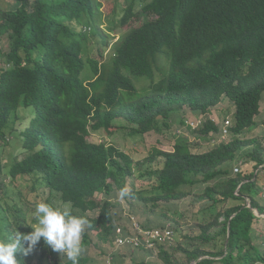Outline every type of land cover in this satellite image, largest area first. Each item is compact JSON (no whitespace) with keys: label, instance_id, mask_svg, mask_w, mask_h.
Listing matches in <instances>:
<instances>
[{"label":"trees","instance_id":"trees-1","mask_svg":"<svg viewBox=\"0 0 264 264\" xmlns=\"http://www.w3.org/2000/svg\"><path fill=\"white\" fill-rule=\"evenodd\" d=\"M112 1L111 14L117 6L123 13L120 26L138 12L147 18L110 44L100 27L99 0H15L0 9V148L14 135L21 151L5 166L0 155V176L18 185L7 189L0 179V240L31 232L37 204L58 195L72 214L87 218L89 231L97 229L96 237L111 241L112 202L96 198L126 188L134 159L112 144L90 140L91 131L160 132L170 129L172 113L207 114L226 98L233 107L228 140L193 152L181 136L182 125L174 124L172 150L153 147L142 160L156 165L140 174L147 179L141 187H147L128 192L153 208L204 184L195 193L202 201L196 230L177 242L157 241V264H209L214 257L223 264L264 261V251L252 241L258 220L253 209L264 212V145L259 136H245L257 125L264 93V0ZM95 36L109 46L106 59L89 56ZM20 108L28 114L20 121L27 123L16 133ZM196 129L210 138L218 126L207 119ZM237 161L248 166L232 174ZM160 223L159 229L166 228ZM42 241L35 248L41 262L51 258ZM32 256L16 254L19 264H29ZM87 262L82 251L78 264Z\"/></svg>","mask_w":264,"mask_h":264},{"label":"rangeland","instance_id":"rangeland-1","mask_svg":"<svg viewBox=\"0 0 264 264\" xmlns=\"http://www.w3.org/2000/svg\"><path fill=\"white\" fill-rule=\"evenodd\" d=\"M15 0H0V9L5 8L6 6L12 7L14 5ZM101 2V11L102 15L104 16L102 19L101 30L103 33L109 35L107 40L109 44L112 43L117 39V37L126 31L130 27H137L139 26L147 16L141 12H138V18L133 17L131 18L128 23L124 26H120L118 24L119 18L122 15V10L119 6L116 8V13L111 14L113 9V1L112 0H99ZM138 11V8L135 9ZM108 15V16H106ZM8 38L6 36L2 37L1 43L2 46L5 48ZM94 43L91 44V51L89 56L96 59H106L108 57L109 46H105L102 42L98 40V37H94ZM88 70V65L85 64L84 70L81 73V77H85L86 72ZM135 78V77H133ZM233 111L232 104L226 99H222L221 103L215 107H212L211 110L207 114H200L198 112H192L189 109H185L183 113L178 112L177 114L172 113L170 129H164L160 132L150 131L143 135H132L128 132V128H110L108 130L100 129L98 131H91V134L88 138L94 142H104L107 144H112L116 146L118 149H121L128 153L133 159L134 162L132 164L133 175L128 176L127 178V194L124 197L119 196L120 190L118 188H114L109 194H99L96 199L103 200L108 199L112 202V215H113V223L111 226V232L109 234V238H113V229L117 224H122L125 228H128L132 221V226L136 229L137 221L141 225H150L154 228H159L162 224L160 222L165 223V225H172L171 227L174 228V241L177 242L184 237V233L190 231L192 228L196 230L195 227L192 225L196 221V218L199 217L197 214L199 205L202 204V201L198 200L195 196V193H200L203 190L204 184H198L195 186L190 187L187 197L179 200L173 201L171 203H159L156 207H151L148 204L142 205L141 201H137V199H132L130 197L129 192L133 189H138L142 185L147 184V179L141 177V173L145 172L146 170L153 169L155 162L153 163H143L142 160L148 155L149 151L153 147H159L163 150L171 151L173 148V143L175 141V137L177 135L173 134L174 124H178L177 126H181L180 130L183 131L181 134L182 137L187 138V141L190 145V149L193 152H203L208 150L215 144V133H211L210 138L202 137L198 135L197 129L188 130L184 126H187L185 122L183 123H175L177 118L182 117L183 120L185 119H202L207 120L212 118L214 121L216 118H221L223 116H228ZM18 120L16 124V133L19 130H22L27 123V119H23L20 121L21 118H25L28 114H26L25 108H20L18 111ZM257 125L253 127L250 131L246 132V137L252 136H259L264 145V93L262 96V100L260 102V112L259 115L255 118ZM122 124V123H121ZM193 130V131H192ZM177 134V132H176ZM230 136L228 137V139ZM9 139V140H7ZM227 139V140H228ZM20 142L18 138L14 137V135H7L5 143L1 145L0 149H3L0 152L1 160L3 166L10 163L12 156H20L19 150ZM238 156H241V152L238 153ZM158 159H161L160 157ZM157 159V160H158ZM243 159V158H241ZM156 160V161H157ZM236 164V163H235ZM232 164L231 173H238L244 170L248 165L241 163L239 165V171L234 172ZM0 179L4 180L6 184V188H11L12 190H16L17 181H11L3 176H0ZM132 183V184H130ZM146 186L141 187L139 190L146 188ZM188 189V188H187ZM263 190V188H261ZM23 192L29 196L27 190L23 189ZM22 195H24L22 193ZM248 200V199H247ZM249 201V200H248ZM260 202L264 205V190L263 195L261 196ZM53 206L64 207L69 206L68 203H63L58 199V195L55 199H50L46 202ZM232 205V204H230ZM253 212L258 217V220L254 223V232H253V243L256 244V247H260V252L264 251V212L258 213V211L253 209ZM163 213L164 216L160 215ZM111 211H109V215ZM89 216L94 217L96 211H89ZM130 220V221H129ZM129 221V222H128ZM150 223V224H149ZM159 223V224H156ZM37 224V222H36ZM156 224V225H153ZM218 227L212 229V232L218 231ZM97 229H93V231H89L87 226L85 227L84 234V244H82L83 252L86 254L88 258V262L86 264H106V258L109 255H113L110 259L111 264H157L158 258L155 256H151L149 253L142 251V250H127L123 248H116L111 241L103 242L98 237H96ZM120 231L116 228V233L118 234ZM144 234L147 232H143ZM149 235H153V232H149ZM115 238V237H114ZM82 242V237H81ZM124 241H122L123 243ZM43 244V241L42 243ZM259 244V245H258ZM47 253L51 255V260H48V257H45V261L42 262L39 260V256L41 255L40 248L33 252V259L29 262V264H53L54 260L58 262L64 261L67 257L66 254H59L53 252L49 246H46ZM179 256L181 254H178ZM55 257V259L53 258ZM205 258H210L206 256ZM213 261L209 264H223L221 260L214 257L212 258ZM262 262V261H260ZM189 264H196L195 261L191 260Z\"/></svg>","mask_w":264,"mask_h":264},{"label":"clouds","instance_id":"clouds-1","mask_svg":"<svg viewBox=\"0 0 264 264\" xmlns=\"http://www.w3.org/2000/svg\"><path fill=\"white\" fill-rule=\"evenodd\" d=\"M122 15L120 16L119 20L121 19ZM225 117L226 116H223L220 119L216 118L215 120L216 122H219ZM209 119L212 120V118ZM184 122L190 128L196 129L201 127L202 124L206 122V119H198V121L196 119H184ZM190 122H193L194 126L191 125ZM212 122L217 125L215 121ZM126 194L127 189H121L119 192L120 197H124ZM34 215L36 217L37 224L34 228L31 227L33 229L31 232L27 234H20L16 236V238L11 242L0 240V264H19L16 254L18 252L22 253L24 256L32 254L36 246L41 242V239H43V242L49 246L53 252L66 254V257L71 261V264H78V258L83 251V232L85 231V227L89 225L87 218L72 214L70 207L67 205L64 207H58L46 202H40L37 204ZM137 223L138 227L136 229L133 228L132 221L128 228H125V226L122 224H117L113 229V238L111 239L112 244L116 248L120 247L127 250L147 251L151 256H155L154 247L158 241L156 239H153L154 244L151 247H148L143 242L144 240L139 244V246H137L129 243H119L117 239L126 236L140 237V234H142L144 231L164 232L166 230H171L169 228L170 225H166V228L164 229H159L154 227L143 228L140 226L138 221ZM116 228H120V232L118 234H115ZM170 232L172 235L171 239H174V232ZM112 256V254L107 256L106 264H111L110 259ZM48 260H51L50 256L48 257Z\"/></svg>","mask_w":264,"mask_h":264},{"label":"built area","instance_id":"built-area-1","mask_svg":"<svg viewBox=\"0 0 264 264\" xmlns=\"http://www.w3.org/2000/svg\"><path fill=\"white\" fill-rule=\"evenodd\" d=\"M212 121H214L212 119ZM215 123L218 125V130L215 133V144L222 142V141H226L228 139V137L230 136V126H231V119L229 117H225L224 119H222L219 122ZM191 125L194 126L193 122H190ZM241 164V161H238L234 166H233V171L234 172H238L239 171V165ZM118 230L120 231V228H118ZM147 233H143L140 234L139 236H126L123 238H118V242L122 243V241H124L123 243H129V244H133V245H139L143 240V242L148 246L151 247L153 246V239H156L158 241L164 242L168 239H171L172 235L171 232L169 230H166L164 232H159V231H144ZM149 232H153V235H149ZM256 264H264V261L262 262H257Z\"/></svg>","mask_w":264,"mask_h":264},{"label":"crops","instance_id":"crops-1","mask_svg":"<svg viewBox=\"0 0 264 264\" xmlns=\"http://www.w3.org/2000/svg\"><path fill=\"white\" fill-rule=\"evenodd\" d=\"M257 262H260V261H257ZM257 262H256V263H257Z\"/></svg>","mask_w":264,"mask_h":264}]
</instances>
